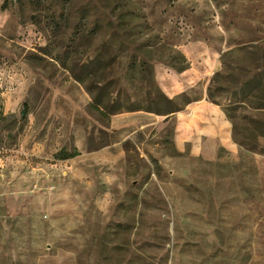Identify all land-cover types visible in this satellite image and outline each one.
I'll return each mask as SVG.
<instances>
[{"label": "rangeland", "instance_id": "rangeland-1", "mask_svg": "<svg viewBox=\"0 0 264 264\" xmlns=\"http://www.w3.org/2000/svg\"><path fill=\"white\" fill-rule=\"evenodd\" d=\"M185 46L233 152L175 147ZM0 264H264V0H0Z\"/></svg>", "mask_w": 264, "mask_h": 264}, {"label": "crops", "instance_id": "crops-1", "mask_svg": "<svg viewBox=\"0 0 264 264\" xmlns=\"http://www.w3.org/2000/svg\"><path fill=\"white\" fill-rule=\"evenodd\" d=\"M182 48L189 61L188 66L176 69L156 65L154 69L156 82L166 95L175 97L197 91L179 108L166 113L165 119L173 120L174 123L175 147L205 158L216 157L221 149L233 152L236 144L231 123L221 106L208 97L209 75L214 69L199 66V59L191 57L187 51L184 52L188 47ZM151 118L148 116L146 123Z\"/></svg>", "mask_w": 264, "mask_h": 264}, {"label": "trees", "instance_id": "trees-1", "mask_svg": "<svg viewBox=\"0 0 264 264\" xmlns=\"http://www.w3.org/2000/svg\"><path fill=\"white\" fill-rule=\"evenodd\" d=\"M212 101H214V94L209 90V96H208ZM216 103V102H215Z\"/></svg>", "mask_w": 264, "mask_h": 264}]
</instances>
